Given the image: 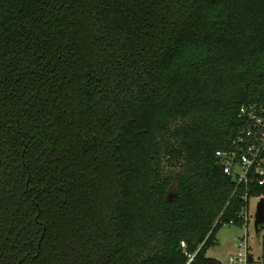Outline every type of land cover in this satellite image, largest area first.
<instances>
[{
    "label": "trees",
    "instance_id": "1",
    "mask_svg": "<svg viewBox=\"0 0 264 264\" xmlns=\"http://www.w3.org/2000/svg\"><path fill=\"white\" fill-rule=\"evenodd\" d=\"M251 104L264 0H0V264H222Z\"/></svg>",
    "mask_w": 264,
    "mask_h": 264
},
{
    "label": "built area",
    "instance_id": "2",
    "mask_svg": "<svg viewBox=\"0 0 264 264\" xmlns=\"http://www.w3.org/2000/svg\"><path fill=\"white\" fill-rule=\"evenodd\" d=\"M239 116L243 121L239 132L230 146L227 149L217 150L216 155L224 172L238 185L256 183L264 186V105L243 106ZM252 197L258 199L257 217L264 193L251 196L247 191L243 196L244 204L237 214L239 225L245 227V234L239 238L235 250L228 255L227 259L220 260L222 264H264V225L260 223L257 229L254 222V232L251 233L250 230L253 219L250 208ZM230 223H236V221L231 220ZM181 248L188 258L185 264H193L198 250L190 252L185 240L181 241Z\"/></svg>",
    "mask_w": 264,
    "mask_h": 264
},
{
    "label": "rangeland",
    "instance_id": "3",
    "mask_svg": "<svg viewBox=\"0 0 264 264\" xmlns=\"http://www.w3.org/2000/svg\"><path fill=\"white\" fill-rule=\"evenodd\" d=\"M258 199L255 197L251 198L250 208L252 214V220L250 223L251 233L254 232V222L256 219ZM245 234V227H241L237 223L224 224L217 232L218 244L212 246L207 254L208 256L217 258L219 260H226L228 255L235 250L236 244L239 238Z\"/></svg>",
    "mask_w": 264,
    "mask_h": 264
},
{
    "label": "water",
    "instance_id": "4",
    "mask_svg": "<svg viewBox=\"0 0 264 264\" xmlns=\"http://www.w3.org/2000/svg\"><path fill=\"white\" fill-rule=\"evenodd\" d=\"M263 213H264V199H262L260 204H259V211L257 213V217H256V221H255V225H256L257 229H259L260 223L264 222Z\"/></svg>",
    "mask_w": 264,
    "mask_h": 264
},
{
    "label": "crops",
    "instance_id": "5",
    "mask_svg": "<svg viewBox=\"0 0 264 264\" xmlns=\"http://www.w3.org/2000/svg\"><path fill=\"white\" fill-rule=\"evenodd\" d=\"M210 248H211V247H210ZM210 248H209V249H210ZM209 249H208V250H209ZM207 252H208V251H207ZM207 256H208V254H207Z\"/></svg>",
    "mask_w": 264,
    "mask_h": 264
},
{
    "label": "flooded vegetation",
    "instance_id": "6",
    "mask_svg": "<svg viewBox=\"0 0 264 264\" xmlns=\"http://www.w3.org/2000/svg\"><path fill=\"white\" fill-rule=\"evenodd\" d=\"M263 216H264V213H263ZM263 225H264V222H263Z\"/></svg>",
    "mask_w": 264,
    "mask_h": 264
}]
</instances>
